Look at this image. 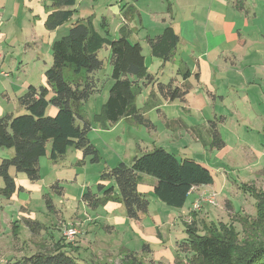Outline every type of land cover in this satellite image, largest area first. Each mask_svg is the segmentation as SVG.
Listing matches in <instances>:
<instances>
[{
  "label": "rangeland",
  "instance_id": "rangeland-1",
  "mask_svg": "<svg viewBox=\"0 0 264 264\" xmlns=\"http://www.w3.org/2000/svg\"><path fill=\"white\" fill-rule=\"evenodd\" d=\"M258 3L261 12L258 17L252 19H257L256 24L264 29V13H262L264 0H259ZM169 4L170 0H77L72 7L73 19H69L57 30H50L46 26L49 17L46 10L51 8L52 0H0V61L4 55H7V57L17 59V64L26 65L27 62L33 63L30 59L34 56L33 52L35 51V53L42 54V63L45 60L51 62L53 59L52 41L67 34L68 28L78 18H83L82 20L85 22L90 19L98 32L112 39H117L122 35V25L125 26V21H127L129 24L126 25H130L133 30V33L130 30L129 38L140 41L144 48L143 52L148 54L150 49L147 36L148 34L155 36L165 26L169 18ZM262 41L261 43H264V39ZM248 52H254V50H248ZM99 54L104 60V66L94 73L98 89L84 102L83 112L86 118L92 122L93 129L89 132V138L97 146L100 160L91 162L87 157L80 162L69 150L63 159L55 162L49 157L51 143H48V154L41 157L39 162L40 180L31 181L26 174L12 169L11 173L16 180L17 191L9 197L0 193V264L16 262L39 251L52 250L55 242L62 241L68 244L64 248L79 262L86 264L94 262L92 257L97 251V247L87 245L85 248L77 249L73 246L82 229L78 218L82 220L83 228L90 227L89 235L92 237L96 235L98 240L109 241L115 250H119L121 245L127 246L130 250L142 252L143 244L150 243L156 264H175L178 255H181L182 264H206L193 251L184 254L176 248L178 242L188 237L187 228L190 224H194L200 233H205L206 226L209 227L213 223L234 224L240 233L237 238V244L240 247L244 246V242H252L254 238H258L261 234L256 233L257 229L253 228L255 225L248 226L247 223H252L257 217V198L259 200L263 198L264 201V158H259L256 163L251 164V168L256 173L247 179L238 178L237 173H231L226 178L217 172L214 174L215 170H212L214 176L216 175L215 185L206 189L207 193L203 198L215 194L216 201L214 204L207 202L206 199L202 202V206L204 204L209 207V217H196L194 220L189 210L190 201L186 203L183 210H180L167 205L162 206L165 204L159 198L154 194L150 195L149 209L157 221V225L161 223L160 214L163 213V207L170 209L171 212L168 214L171 216L183 215V217L178 216L176 222H173L169 215L167 220L169 226L167 225L163 229L166 233L164 245L150 239L151 236L157 238V231L153 225L149 224L150 218L144 220V226H148V230H145L146 237L136 230L131 220H128L125 225H120L115 232L106 230L104 218L98 217L97 221H93V216L101 214L103 208L101 207L99 211L92 210L87 208L80 199L84 192L89 190L97 192V182L101 172L107 167H114L118 164V161L116 162V159L113 158L114 154L121 155V161L131 162L138 151L137 145L133 144V141L141 138L139 143L144 142L141 144L143 152L159 146L171 150L179 158H196V154L204 153L200 145L186 142L191 140L189 137L185 136L182 140L175 138L172 127L158 110L148 114L155 127L139 123L132 127L130 121L126 119L117 124H110L109 129L96 124L95 114L100 113L101 106L107 99L113 83L110 48H103ZM253 54L255 55L247 58L248 61L257 60L258 54L255 52ZM259 57V63L251 62L250 65L243 66L246 68L245 75L250 74L251 82L246 84L245 88L246 90L250 88L253 101L255 99L259 101L264 96V56L260 55ZM171 67L172 64L168 63L162 68L168 73ZM235 73L239 74L235 71L230 74L231 77ZM3 75L7 76L4 73ZM146 93L148 94L149 90ZM146 93L138 95L137 104L141 108L147 104ZM78 122L80 121L78 120ZM130 137L133 141L129 140ZM252 148L257 149L256 147ZM261 150L264 152V148ZM12 153L13 149L1 148L0 162L3 158L10 157ZM252 156L254 157V155ZM241 164L238 161L237 165ZM240 180L247 181L249 186L246 189L239 188ZM56 184L60 188H54L53 186ZM3 186L4 181L0 178V187ZM59 190L61 193L58 192ZM227 200L232 201L236 211L233 210L230 203H226ZM122 207L119 211L118 209L115 211V215L119 216L123 211L127 217L124 205ZM201 208L194 209L193 207L196 216H200L201 211L204 213ZM247 220L250 222H245ZM27 221L38 222L41 226H34L36 229L32 231ZM66 226L76 227L79 230V235L75 240L64 239L62 229ZM140 226L137 227L140 228ZM243 237L245 240H242ZM103 245L104 243H101L99 246L104 248ZM122 251L121 249L115 258L106 259V261L96 260L95 262L99 264H128L125 259L127 255H124ZM137 255L144 261L148 257L145 253Z\"/></svg>",
  "mask_w": 264,
  "mask_h": 264
},
{
  "label": "trees",
  "instance_id": "trees-1",
  "mask_svg": "<svg viewBox=\"0 0 264 264\" xmlns=\"http://www.w3.org/2000/svg\"><path fill=\"white\" fill-rule=\"evenodd\" d=\"M76 1L52 0L54 10L47 19V28L54 30L67 22L73 15L72 7ZM121 31L119 38L112 39L98 32L90 19L86 22L77 20L71 24L66 35L54 41L53 62L46 71L47 83L30 85L19 97L24 113L7 114L0 118V149H13V154L0 162V178L4 181L0 193L4 196L9 197L17 191L12 169L26 174L31 181L41 179L39 162L41 157L48 154V143H51L49 157L55 162L63 159L72 148L81 150L84 158L89 157L91 162L100 160L99 151L89 138L93 125L84 116L82 106L98 89L94 73L104 66L99 54L103 48H110L113 84L100 113L95 115V121L100 126L108 128L122 118L151 125L150 119L136 105L141 82H156L164 100L185 101L188 90L175 85L173 81H157L147 70L142 45L130 40L127 27L123 26ZM178 41L179 36L171 26L158 36L147 39L152 55L165 61L173 55ZM190 74L185 69L182 75L188 78ZM52 106L58 109L55 115L48 113ZM211 132L213 146L222 148L224 140L214 121L211 122ZM142 174L158 180L155 195L175 208L184 207L193 187L214 183L212 171L195 159H179L167 149L155 147L136 155L129 163L120 161L114 167L105 168L97 184L98 192L89 190L83 194V198L93 209L104 205L114 198L115 189L110 185L113 180L118 186V199L123 203L127 216L141 220L149 212L150 206L148 197L138 188ZM53 187L60 188L58 184ZM58 192L61 193V190ZM257 199V217L247 224H254L256 233L261 235L252 242H244V246L240 247L237 244L240 233L234 224L213 223L206 226L205 233H200L194 224H190L188 237L177 243L178 249L184 254L193 251L206 264H264V201L263 198ZM27 223L32 231L41 226L38 222ZM66 245L65 241L55 242L52 250L39 251L7 264H86L69 253L64 248ZM147 246L144 245V250ZM125 255L128 264H156L139 259L131 251H126ZM87 264L99 263L94 261ZM175 264H182L181 257L177 258Z\"/></svg>",
  "mask_w": 264,
  "mask_h": 264
},
{
  "label": "crops",
  "instance_id": "crops-1",
  "mask_svg": "<svg viewBox=\"0 0 264 264\" xmlns=\"http://www.w3.org/2000/svg\"><path fill=\"white\" fill-rule=\"evenodd\" d=\"M258 1L259 0H170L168 10L169 18L162 30H159L155 36L161 34L166 27H173L179 36V41L173 55L165 61L162 58L152 55L150 46V52L148 54L143 52L147 70L156 77L157 81L163 83L173 81L175 85H181L186 88L188 93L185 101L180 99L172 101L164 100L157 91L156 82L148 84L141 82L140 94H145L148 90L149 93H146V106L141 108L137 104L136 99L137 107L148 119H150L148 114L153 111L158 110L162 113L165 116L164 119H167V121L166 119L165 121L172 127L171 129L175 133V138H180V140H182L187 136L191 140L186 142L200 145L201 150L204 152L203 154H196V158H184H193L208 167L211 171L214 169V174L217 172L218 174H222V176H226V178H228L231 173H237L238 178L241 179L251 177L256 173L254 169L251 168V164H253V162L256 163L259 158H264V152L261 150L264 148V96H262L259 101L256 99L255 101L252 100L253 97L249 90L250 88L247 90L245 88V85L251 82L250 74L245 75L244 70L246 68H243L244 65H250L251 62L259 63V56H264V43H261L263 42L262 39H264V29L262 26L256 24L255 21L257 19H252L258 17L259 12H261ZM53 10L54 8L51 5V8L47 9L46 12L49 15ZM262 13H264V10H262ZM42 15L44 16V12ZM71 18L73 19V17ZM82 19L83 18H78L75 21ZM125 23L129 24L127 21H125ZM126 24L125 26L128 28L127 30H129V33L130 30L131 33H133L130 25L127 26ZM57 29L58 28H56V30ZM155 36L148 34L147 39L148 37ZM131 41L141 44L138 40ZM53 43L54 41H52L51 48ZM248 50H254V52L258 54L257 60H247L249 56L255 55L253 54L254 52H248ZM33 53L34 56L30 59L33 63L27 62L26 65H23V63L17 64V59L7 57V55H4L2 61H0V71L2 73H0V118L7 114L18 115L17 113H24L25 109L20 105L19 97L27 91L30 85L47 83L46 71L52 65L53 59L51 62L45 60L42 63V54L40 52L35 53V51ZM168 63L172 64V67L170 71L166 73L162 67ZM257 65L260 66L259 64ZM183 66H185V68H183ZM183 69H188L190 71L191 74L188 78L183 77ZM234 70L239 74L235 73L234 76L231 77L230 74L235 72ZM3 73L7 74V76L3 75ZM254 104L256 105L254 106ZM57 110L56 107L52 106L48 109V113L50 115H55ZM83 110L84 104L82 106V112ZM123 119L129 120L132 127H135L136 122L132 118H122L121 120ZM121 120L117 123H120ZM150 121V126L155 127L151 119ZM212 121L216 123L218 133L224 140V146L222 148H216L212 144ZM107 129H109V127ZM139 139L141 140V138ZM139 139L133 141L131 137L129 138V140L133 141V144L137 145L138 149L133 158L136 155L145 153L141 145L144 144V142L140 144ZM252 147H256L257 149ZM69 150L80 162L82 159H85L81 150L73 148ZM167 150L172 152L169 149ZM147 151L148 150H146V152ZM252 155H254V157ZM113 158L119 163L122 156L114 154ZM238 161L242 163L240 166L237 165ZM215 181L216 175L214 176V183L195 186L190 190L186 203L188 201L191 202L189 210L194 220L196 217H209L210 210L208 206L203 204L201 209L204 210V213L201 211L200 216H196V213L193 212V204L198 200L204 199L203 196L207 193L206 189L215 185ZM240 181L239 188L246 189L249 186L247 181ZM99 182L100 178L97 183ZM157 183L158 180L155 177L142 174L138 187L139 191L144 193L149 199L150 195H155L154 189ZM223 184H225V182H223ZM110 185L114 186L115 199L109 200L96 209L88 206L83 195L80 199L87 208L92 210L99 211L101 207L103 208L101 214L93 216V221H97L96 219L98 217L104 218L106 221L104 224L106 230L115 232L120 225H125L128 220H131L136 230L146 237L145 230H148V226H144V220L150 218L151 222H149V224L153 225V228L157 231V238L151 236L150 239L161 242L162 245H164V235H166V233L163 229L168 225L167 220L171 216L168 214L171 212L170 209L163 207V213L160 214L162 219L160 225H157V221L150 212V209L141 220H134L128 216L126 217L123 211L120 212L119 216H116L115 211H117V209L118 211L122 209L123 203L118 199L119 190L116 182L112 180L110 181ZM97 195H101V193H97ZM161 202L163 201L161 200ZM226 203H230L233 210L236 211L232 201L227 200ZM163 204L165 205L162 206L167 205L164 202ZM185 205L179 209L183 210ZM178 216L181 215L171 216L173 222H176ZM181 217H183V215ZM78 220L80 221L82 229L79 238L76 239L73 246L77 247V249L85 248L87 245L97 247V251L94 252L92 257L95 261H106V259L115 258L122 249L124 255L126 251H131L136 254L145 253L148 255L145 260L146 262L150 263V261H152L156 263L153 258V249L150 243L145 242L143 244L141 249L142 252L130 250L127 246L121 245L119 246V250H115L109 241L103 239L98 240L96 235L94 237L89 235L90 227L87 229L83 228L82 220L79 218ZM137 226H140V228ZM101 243H104V248L99 246ZM144 245H148L145 250ZM71 247L70 244V248ZM176 248L178 250V247ZM178 257H181V255H178L177 258ZM177 258L175 259V263Z\"/></svg>",
  "mask_w": 264,
  "mask_h": 264
},
{
  "label": "built area",
  "instance_id": "built-area-1",
  "mask_svg": "<svg viewBox=\"0 0 264 264\" xmlns=\"http://www.w3.org/2000/svg\"><path fill=\"white\" fill-rule=\"evenodd\" d=\"M0 60H1V55H0ZM206 199L207 202L209 203H215L216 201V197L215 194L211 195L207 198H204L203 200H198L194 203L193 207L194 209H200L202 207V202ZM63 231V235L65 237L66 240L69 241H73L76 239V237L79 235V230L76 227H64V229H62Z\"/></svg>",
  "mask_w": 264,
  "mask_h": 264
}]
</instances>
